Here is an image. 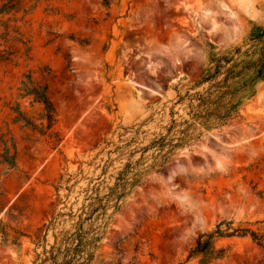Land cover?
<instances>
[{"label": "rangeland", "instance_id": "obj_1", "mask_svg": "<svg viewBox=\"0 0 264 264\" xmlns=\"http://www.w3.org/2000/svg\"><path fill=\"white\" fill-rule=\"evenodd\" d=\"M243 1L0 0L13 5L0 15V138L15 148V168L0 164V264H38L78 222L91 264H200L187 261L199 235L259 228L264 81L225 123L193 119L187 97L211 57L264 30V0ZM27 72L48 85L56 145L13 122L17 105L37 110L17 97ZM216 249L205 264H264L249 238Z\"/></svg>", "mask_w": 264, "mask_h": 264}, {"label": "trees", "instance_id": "obj_2", "mask_svg": "<svg viewBox=\"0 0 264 264\" xmlns=\"http://www.w3.org/2000/svg\"><path fill=\"white\" fill-rule=\"evenodd\" d=\"M13 9V5H3L0 8V15L8 14ZM250 47L245 51L235 48L231 55H219L211 57L209 63L204 67L199 75L197 88L206 85L201 91L188 95V109L193 119L207 123L215 120L218 123H225L238 116L240 100L244 96L253 95L252 88L258 81H264V30H257L250 37ZM18 99L28 102V106H37L35 116H30L17 105L12 109L15 117L14 123H21L36 132L42 137H46L53 145L59 143L57 133L54 130L56 114L52 102L48 96V85L45 81H36L31 72L23 75L20 81ZM165 138L157 140V147L165 148ZM2 152L0 153V164L6 165L9 169L15 168V148L12 146V154L7 141L0 138ZM62 178V177H61ZM71 177L66 181L70 182ZM58 190V188H57ZM113 195H106L109 199ZM120 198L117 196L115 199ZM101 201V200H99ZM88 212L93 214L99 210H104L105 205L94 207L93 204L87 206ZM259 228L251 230L249 228L233 229L231 223H220L214 230L199 235L193 248L188 253L187 261L190 259H200V264L223 258L225 250L216 249V243L220 239H230L233 237L249 238L252 244L264 248V222L258 223ZM77 229L71 233L64 244L53 245L48 251L42 252V257L38 264H91L93 260V241L86 240L82 232V222L76 223ZM223 228V229H222ZM37 264V263H34Z\"/></svg>", "mask_w": 264, "mask_h": 264}, {"label": "bare ground", "instance_id": "obj_3", "mask_svg": "<svg viewBox=\"0 0 264 264\" xmlns=\"http://www.w3.org/2000/svg\"><path fill=\"white\" fill-rule=\"evenodd\" d=\"M241 1H243V0H241ZM242 3V2H241ZM243 3H245L244 1H243Z\"/></svg>", "mask_w": 264, "mask_h": 264}]
</instances>
